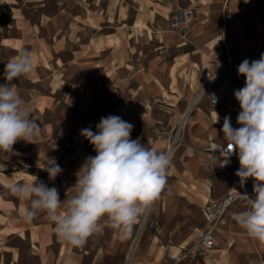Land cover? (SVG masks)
I'll use <instances>...</instances> for the list:
<instances>
[{"label": "crops", "instance_id": "0c3cea01", "mask_svg": "<svg viewBox=\"0 0 264 264\" xmlns=\"http://www.w3.org/2000/svg\"><path fill=\"white\" fill-rule=\"evenodd\" d=\"M197 1L199 15L202 18L206 13L212 17L213 11L220 8L224 19L223 22L221 19L218 30L220 34L224 33L225 42L231 47L235 45L238 49L243 47L258 49L264 46V0ZM158 7L159 9L156 5L153 11L143 5L144 12H140L133 25L128 28L124 25L127 11L119 9L118 13L109 19L121 20L124 27L119 26L110 34L100 32L91 39L79 35L72 25L65 41V45L72 48L71 58L67 61L59 57L51 59V55H54L53 42H42L39 37H34V29L22 24L20 29L24 32V39L12 41L10 45L16 53L6 63L18 58L25 48L26 39L32 40L30 46L32 70L13 83L29 109L32 119L40 125L41 130L35 143L18 141L11 151L0 150V264H81L84 256L75 247L57 238L54 222L47 213H40L31 222L23 220L29 208V201L12 195L8 185L28 184L37 177L48 187L57 188L63 201L66 195L71 194V188L76 182V172L85 158L96 155L93 146L80 135V130L84 128L90 127L96 131L99 118L91 112L94 98L104 95L106 87L114 93L127 91L129 97L133 98L127 105L128 111L131 112L137 107H144L149 97L161 94L162 91L179 93L176 65L167 70L165 87L151 69H146L143 62L132 60L134 53L127 46L129 40L139 39L138 33H145V27L146 30H150L149 26L155 22V18L161 15L170 18L175 12L173 7L165 3ZM96 19L100 21L98 17ZM86 21L89 23V16ZM95 24L99 26L100 22ZM123 35L129 39L126 37L124 39ZM220 38L222 36L219 35ZM130 49L135 48L130 46ZM254 58L256 57H252L251 60ZM5 66H0V84L6 83ZM212 71L211 69L204 71V78ZM243 79H245L243 76L237 74L233 80L230 77L223 84L217 85L221 96L220 103L213 106L210 98L209 102H200V107H196L190 120L187 134L189 142L200 148L205 147L208 155L193 149L188 150V159L179 175L182 183L174 188L173 197L185 198L201 205V220L190 230V238L196 243L197 238L193 235L192 228L206 225L202 208L208 201L219 200L225 195L230 177V166L221 169L220 161L206 150L210 141L224 143L221 131L224 117L229 116L232 126L239 127L231 85L242 88ZM201 85L202 80H199L197 88ZM193 91L183 90L180 94L190 98ZM227 95L232 103L227 101ZM117 108L119 109L116 113L127 109L124 105H118ZM216 113L219 115L218 122ZM162 146L164 151L167 147L166 142ZM53 158L62 172L55 180H49L48 173L43 169ZM221 170L225 172L220 174ZM238 205L248 206L244 203ZM215 235L218 242V229ZM154 243L150 239L140 246L135 264H233L226 251H218L216 247L204 252L199 245L197 251L203 263L196 255L187 261L184 258L176 262L180 254L188 252L187 246L160 248L155 247Z\"/></svg>", "mask_w": 264, "mask_h": 264}, {"label": "rangeland", "instance_id": "374dc122", "mask_svg": "<svg viewBox=\"0 0 264 264\" xmlns=\"http://www.w3.org/2000/svg\"><path fill=\"white\" fill-rule=\"evenodd\" d=\"M164 3L173 7V11L187 8L194 10V19L187 33L180 36L173 32L169 27V17L161 15L150 24V30L145 27V33H138L139 39L129 40L127 46L134 53L132 60L143 62L146 69H151L165 87L167 70L176 65L179 93L162 91L161 94L149 97L144 107H137L135 111L129 112L127 105L133 98L129 97L128 92L122 90L114 93L106 87L104 95L94 98L91 112L99 121L101 117L109 115L121 117L133 125L131 139H139L145 147L165 153L166 149L163 151L162 145L164 142L168 145L169 133L197 95L211 85L216 87L223 84L230 77L233 80L238 74L239 64L246 57L249 61L257 60L264 53V46L258 49H238L225 42L224 33L220 34L218 30L221 19L222 22L224 19L220 8L213 11L212 17L206 13L202 18L197 0H0V66L4 67L6 61L16 53L10 45L12 41L24 39V32L20 29L22 24L34 29V37H39L42 42H53L54 55H51V59L59 57L67 61L71 58L72 48L65 45V41L72 25L79 35L91 39L100 32L110 34L119 26L124 27L121 20L109 19L119 9L127 11L124 25L128 28L133 25L138 14L144 12L143 5L154 11L156 5L159 9L158 6ZM88 16L89 23L86 21ZM97 17L100 21H96ZM95 22H100V25L97 26ZM219 35L222 38L219 39ZM125 37L123 35L124 39ZM31 42L30 38L25 40L24 50L31 51ZM130 46L135 49H130ZM254 56L256 58L251 60ZM210 69L213 70L212 73L204 78V71ZM199 80H202V85L197 88ZM188 89L194 90L190 98L180 94V91ZM227 101L232 103L228 95ZM201 102H209L208 93ZM118 105H124L127 109L116 113ZM199 105L200 103L197 108ZM190 120L185 130V143L174 154L167 171L166 185L159 198L126 234L121 235L118 230L105 226L101 232L91 236L84 246L75 247L84 256L81 264H135L140 246L150 239L155 242V247L160 248L187 246L186 261L196 255L203 263L197 251V243L190 238L191 227L201 220V205L185 198L173 197L174 188L182 183L179 175L188 159V150L208 155L205 147L200 148L189 142L187 134ZM223 172L225 171L221 170L219 173ZM247 207L234 206L219 224L218 251H226L233 264H263L264 243L250 238L235 221V215ZM173 261L176 263L177 259L176 262Z\"/></svg>", "mask_w": 264, "mask_h": 264}, {"label": "clouds", "instance_id": "9594fccd", "mask_svg": "<svg viewBox=\"0 0 264 264\" xmlns=\"http://www.w3.org/2000/svg\"><path fill=\"white\" fill-rule=\"evenodd\" d=\"M32 70L31 54L22 50L18 58L6 63L5 84H0V150L11 151L18 141L35 143L40 125L13 81ZM238 74L245 78L242 88L234 91L239 103L238 128L224 117L223 142L214 151H226L227 158L238 156L241 186L251 178L254 198L241 196L247 209L235 215V221L250 238L264 243V53L257 60H243ZM204 92V91H203ZM215 105L218 98L212 94ZM217 115L216 122L219 121ZM133 125L119 116L101 117L96 131L80 130L96 153L88 156L76 172V182L63 201L55 187H48L37 177L28 184L10 183L9 192L29 201L23 220L31 222L47 213L54 222L59 240L73 247L84 246L88 239L107 226L126 234L136 220L160 196L166 185L171 156L145 147L139 139H131ZM227 162H221L223 167ZM49 180L62 172L55 158L43 169ZM63 212V214H61Z\"/></svg>", "mask_w": 264, "mask_h": 264}, {"label": "built area", "instance_id": "2783aa9c", "mask_svg": "<svg viewBox=\"0 0 264 264\" xmlns=\"http://www.w3.org/2000/svg\"><path fill=\"white\" fill-rule=\"evenodd\" d=\"M194 19V10L191 8L181 9L173 12L169 18V27L170 29L179 34L180 36H184ZM241 88L237 85H231L232 93L234 96V91ZM204 91V92H203ZM208 93V95L214 94L218 98V102L214 105L212 103V98L209 96L211 104L213 106H217L220 103L221 96L219 89L214 85H211L209 89H203L196 97V99L190 103L185 112L182 114L180 121L173 128V130L168 135V145L165 153L170 154L171 163L174 158V154L176 150L185 143V130L186 126L191 119L196 107L201 102L204 95ZM234 102L236 106V110L239 113L240 107L239 103L236 101L234 97ZM222 143H218L216 141H210L208 144L207 152L216 157L220 163L227 162L221 169H225L230 166V177L228 182V188L225 195L219 200H211L208 201L205 206L202 208V215L205 220L206 225L204 227L194 226L192 228L193 235L197 238V245L204 252H209L214 248L218 247V242L216 239V231L219 226L223 222V219L228 214V212L235 205L244 203L247 204V201L241 196V194H247L250 198H254L253 193V180L249 178L245 185L241 186L239 183V177L235 175V172L239 169V161L238 156L233 154L225 159L227 152L226 151H214V146H219ZM219 163V164H220ZM241 193V194H240ZM184 255H179L176 259L177 261H181L185 258ZM264 264V262H263Z\"/></svg>", "mask_w": 264, "mask_h": 264}]
</instances>
